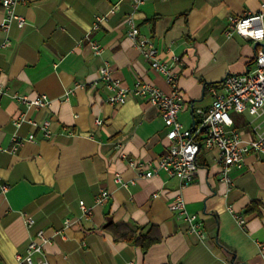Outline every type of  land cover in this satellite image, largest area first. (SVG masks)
Instances as JSON below:
<instances>
[{
	"label": "crops",
	"instance_id": "0c3cea01",
	"mask_svg": "<svg viewBox=\"0 0 264 264\" xmlns=\"http://www.w3.org/2000/svg\"><path fill=\"white\" fill-rule=\"evenodd\" d=\"M262 1L144 0L136 12L140 32L162 60L174 62L182 128L192 127L196 109L209 107L210 86L252 66L256 45L225 30L229 15L256 12ZM130 8V0H19L16 12L25 24L7 31L0 25V179L8 185L0 193V264H16L15 254L38 230L47 242L35 258L48 264H264V155L246 154L242 167L230 170L231 185L219 179L217 150H200L194 179L184 187L163 171L144 177L129 165L161 156L167 128L144 98L108 103L99 68L107 62L124 86L139 78L170 91L127 36ZM97 15L104 20L94 28ZM2 17L0 0V24ZM90 41L102 46L100 54ZM14 94H45L50 102L28 106ZM231 116L244 138L253 136L259 119ZM45 120L48 137L39 127ZM14 136L24 140L11 150ZM101 190L108 196L97 203ZM176 194L199 215L204 238L169 209ZM22 212L34 218L31 226ZM143 235L154 239L146 248Z\"/></svg>",
	"mask_w": 264,
	"mask_h": 264
},
{
	"label": "built area",
	"instance_id": "2783aa9c",
	"mask_svg": "<svg viewBox=\"0 0 264 264\" xmlns=\"http://www.w3.org/2000/svg\"><path fill=\"white\" fill-rule=\"evenodd\" d=\"M19 0H1L3 17L1 27L7 31L11 25L22 27L25 17L16 12V4ZM144 3V0H130V10L126 14L127 36L133 41L140 54L149 62L150 67L161 73L170 91L165 92L160 87L137 78L131 87L124 86L120 79L112 77V72L107 62L98 70V77L104 80L110 90L106 101L110 104H123L128 98H144L156 106L159 114L167 128L165 137L168 144L164 153L151 161L129 159V165L134 167L137 173L144 177L157 175L159 171L165 172L170 177L179 180L180 187H184L193 181L197 163L196 157L201 148L206 150H217L216 159L219 164L220 181L231 185L230 170L232 167L240 168L244 164V158L248 153L257 156L264 155V1L260 3L256 12H244L241 15H229L225 33L231 35L236 33L249 38L256 45L252 66L244 73H229L219 85L209 87L211 102L206 110L196 109L195 118L191 128H182L178 119L179 110L182 108L184 98L177 85V75L174 71V62L162 60L159 56L153 40L147 34L140 32L135 21V14ZM104 16H95L93 27L96 28ZM6 39L2 45H7ZM90 47L95 54L102 52V46L96 41H90ZM177 60V58H173ZM5 88L0 84V93ZM71 89L66 90V95ZM13 97L28 106H45L50 99L41 94L34 98L14 94ZM247 112L256 119L257 123L252 126L253 136L244 138L239 130L234 128L230 112ZM23 119V117L19 118ZM100 124L101 120L96 119ZM19 124V120L15 121ZM32 124L35 122L32 121ZM45 137L50 134L49 121L45 120L39 126ZM32 135L28 137L32 139ZM14 143L11 150H15L24 140L13 137ZM116 181H120L119 176ZM8 185L0 179V193H5ZM153 193V197L157 196ZM108 196L106 190H101L96 197L97 203H101ZM81 212L84 216L91 214V209L82 201L79 202ZM169 209L176 211L186 223L189 233L198 238H204L202 222L198 214L190 213L181 194H176L169 204ZM228 210H233L229 206ZM22 219L27 227L34 223V218L22 212ZM239 223L244 221L243 216L235 214ZM68 224V220L64 222ZM60 233V230L54 231ZM47 237L42 230L29 239L23 253H16V264H48L43 258H35L43 254V244ZM264 257V243H259Z\"/></svg>",
	"mask_w": 264,
	"mask_h": 264
},
{
	"label": "trees",
	"instance_id": "16d2710c",
	"mask_svg": "<svg viewBox=\"0 0 264 264\" xmlns=\"http://www.w3.org/2000/svg\"><path fill=\"white\" fill-rule=\"evenodd\" d=\"M202 149V148H201ZM200 149V150H201ZM200 152V151H199ZM199 154V153H198ZM198 154H197V156H198ZM196 163H197V165H198V162H197V157H196ZM122 235H125V234H122ZM144 236L145 235H143V236H141L140 237V245L143 247V248H146L150 243H152L153 241H154V239L153 238H148V239H145L144 238ZM144 238V239H143Z\"/></svg>",
	"mask_w": 264,
	"mask_h": 264
},
{
	"label": "rangeland",
	"instance_id": "374dc122",
	"mask_svg": "<svg viewBox=\"0 0 264 264\" xmlns=\"http://www.w3.org/2000/svg\"><path fill=\"white\" fill-rule=\"evenodd\" d=\"M232 113V111L230 112V114ZM242 115L244 116L245 114H248L247 112H241Z\"/></svg>",
	"mask_w": 264,
	"mask_h": 264
}]
</instances>
